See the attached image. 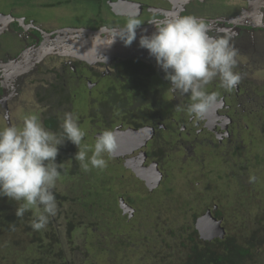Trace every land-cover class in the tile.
Here are the masks:
<instances>
[{
	"label": "flooded vegetation",
	"instance_id": "obj_1",
	"mask_svg": "<svg viewBox=\"0 0 264 264\" xmlns=\"http://www.w3.org/2000/svg\"><path fill=\"white\" fill-rule=\"evenodd\" d=\"M8 1L0 0V128L9 124L22 126L26 115L35 114L41 118L46 128L59 132L61 121L58 113L63 117L65 112H70L74 104L73 96L80 97V102H86L90 109L89 114L83 117L88 115L93 128L101 124L99 129H92L94 143L96 136L104 130L116 133L118 148L113 158L108 160L110 164L107 166L114 178V190L110 192V196L121 214L132 224L131 228L137 230L148 218L152 219L156 212L151 205L158 203L166 196L165 193L171 191L172 188L167 185L172 182L173 177H188L194 167L200 168L199 172L203 174L210 161L209 166L226 172L225 179H228L231 171L236 172L234 174L237 176L233 175V178L239 184L240 176L249 174V170L254 167H262L264 83L256 84L244 72L241 73L240 84L231 92L220 87V82H212L207 91L217 93L220 103L209 112L205 120L198 121L185 110L190 102L189 98H181L178 93H173L171 82L165 79V72L157 65L155 58L149 55L148 50L139 45L142 35H151L156 31L155 25L150 23L152 20L189 14L200 17V5L205 6L210 0H82L89 6L96 5L98 9L95 10L94 22L79 25L67 24L57 19L37 20L17 11L20 0ZM70 1L72 0H22L21 4L22 8L49 12L50 9L59 8ZM249 2L250 13L245 19L250 20L243 19L244 15L239 16V19L231 17L236 13L228 15L226 19L219 16L204 19L209 24L235 25L230 23L232 19L239 24H249L235 25L244 32L237 45L245 53L251 51L254 55L261 56L264 55V7L260 3L259 10L262 8V13L254 16L251 9L254 4L258 8V1ZM12 5L17 7L12 8ZM133 14L138 15L142 24L131 45L124 43L120 38L122 34L105 33L104 37L110 40L105 41L106 48L103 49L101 42H98L100 37L91 38L88 34L78 32L81 29H123L127 17ZM72 37H86V43L79 41L78 45L72 44ZM98 44L99 49L103 50L96 53ZM247 67L248 65L243 66L242 70H247ZM156 80L166 85L162 86ZM103 81H109V84L104 86L101 83ZM153 81L164 90L159 91V87L152 90L150 86ZM164 87L169 89H166V93ZM72 88L77 92L72 93ZM104 90L109 91V96L101 100L100 111H97V107H93V98ZM85 94H89L87 98ZM167 100H171L172 105H167ZM177 105L181 107L178 109ZM104 108H107L109 114L101 116L100 112ZM73 111L80 115L77 110ZM5 116L8 117L7 120L4 119ZM98 121L101 122L98 124ZM152 129L153 133L147 140ZM137 130L140 133L132 134ZM77 149L76 145L65 141L56 158L57 164H64L65 170L69 169L71 172L75 168L70 176L62 174L58 183L66 192L72 185L71 179H78L81 175L79 162L72 155L73 150ZM209 158H213V162ZM178 167H181L178 169L180 172H177ZM60 171L63 173V169ZM218 172L213 173L212 169L207 175L209 189L211 179L214 180ZM249 176L250 174L247 178ZM127 179L130 180V185L122 191L121 183H125ZM98 185L102 188V181H98ZM225 188L226 186L222 187L223 193ZM212 189L215 190L214 187ZM122 202L132 209L124 213ZM196 202L201 206L195 220L198 233L200 219L210 212L221 222L226 235L223 218L215 215L218 206L223 205L218 202L208 205L199 196ZM203 223L206 225V222ZM210 225L215 226L212 223ZM199 237L204 241L223 238L208 239L200 233Z\"/></svg>",
	"mask_w": 264,
	"mask_h": 264
},
{
	"label": "clouds",
	"instance_id": "obj_2",
	"mask_svg": "<svg viewBox=\"0 0 264 264\" xmlns=\"http://www.w3.org/2000/svg\"><path fill=\"white\" fill-rule=\"evenodd\" d=\"M150 23L156 31L142 35L140 47L155 58L166 74L165 79L171 82L173 93L189 98L186 112L195 120H205L220 103L218 94L207 91V87L219 80L220 87L231 92L242 80L236 70L238 53L231 37L211 35L209 23L191 14L154 19ZM141 24L138 15L127 17L120 36L126 45L136 40ZM79 119L75 111L65 112L59 132L46 128L35 114L26 115L22 126L9 124L0 128V197L17 202L15 214L19 218L31 211L34 218L30 226L34 231L46 229L50 219L58 214L55 191L65 169L56 158L65 141L78 146L75 160L85 172L106 169L118 148L112 130L102 131L94 145L89 146Z\"/></svg>",
	"mask_w": 264,
	"mask_h": 264
},
{
	"label": "trees",
	"instance_id": "obj_3",
	"mask_svg": "<svg viewBox=\"0 0 264 264\" xmlns=\"http://www.w3.org/2000/svg\"><path fill=\"white\" fill-rule=\"evenodd\" d=\"M78 150H73L74 160ZM74 170L66 169L64 175L70 176ZM80 171V177L89 176L93 184L73 178L67 192L58 185L55 195L61 209L41 231L31 228V211L19 218L15 214L17 202L0 197V264H101V257L108 264H130L128 247L133 244L147 249V259L141 264H147L149 258L153 264H264V211L257 205L260 215L251 227L241 216L246 207L247 211L253 209L240 193L234 197L242 200L236 197L230 213L226 215L223 206L215 210V215L224 220L226 235L204 241L195 228L197 212H192L193 221L188 224H179L178 217L164 219L154 214L137 230L131 228L110 196L114 190L111 173L104 176L101 188L91 174ZM151 221L152 226L148 223ZM139 232L143 237L136 236ZM177 239L179 242L173 241ZM160 242L175 243L170 246L175 255L157 251Z\"/></svg>",
	"mask_w": 264,
	"mask_h": 264
},
{
	"label": "rangeland",
	"instance_id": "obj_4",
	"mask_svg": "<svg viewBox=\"0 0 264 264\" xmlns=\"http://www.w3.org/2000/svg\"><path fill=\"white\" fill-rule=\"evenodd\" d=\"M4 0H2L3 2ZM27 2V0H25ZM250 0H210L208 3H206L205 6L200 5V17L205 18V17H211L212 19L214 17H223L226 19L228 15H232V13H236L235 15L231 17H235L234 19H239V16H243V19L246 18V15L250 13V5L251 2ZM258 1V8H256L255 4L253 5L251 12L252 15L260 14L262 13V8L259 10L260 0ZM7 2H9L7 0ZM22 0L19 1V8H17V11H20L22 14H29V16H32L36 18L37 20L43 19V20H61V22H65L67 24L71 25H79V24H85V22H94L95 20V10H97L96 5H88L82 0H72L68 4L64 3L63 6L59 8H53L48 11H42L41 10L37 11V9H26L22 8L21 4ZM48 2V1H47ZM250 4V5H249ZM264 7V3H262ZM2 5V4H1ZM17 7V6H15ZM12 5V8H15ZM3 10H6L5 8L2 7ZM256 9V10H255ZM264 9V8H263ZM106 16V13H105ZM232 19V20H234ZM241 19V18H240ZM245 20H250L245 19ZM259 22V21H258ZM211 28L210 34L213 36H224L227 35L231 37V43L235 47L238 53V66H237V71L240 73L244 72L246 73V77H252L253 81H255L256 84L258 83H264V55L261 56H256L254 55L253 52H243L241 48L238 47L237 42L238 40L244 36V32L240 27H237L235 25H229V24H209ZM111 38V37H109ZM86 37H72V44H77L78 42L81 41L82 43H86ZM110 39L107 38L108 41ZM114 38L111 40L113 41ZM116 47V45H115ZM114 47V48H115ZM99 44L96 50L99 51ZM247 70L243 71L242 67L247 66ZM246 68V67H245ZM160 85L165 86L166 83L161 82L160 80H156ZM216 82H219V80H215ZM213 81V82H215ZM104 86H107L109 84V81L106 82H101ZM159 84L155 83L153 81V85L150 86L152 90L155 88L159 87V91H163L161 86ZM165 88V93L166 89L167 91L169 90L168 88ZM256 89L257 87L254 86ZM72 93H76V89H71ZM108 93L109 91H101L99 92L94 98H93V107H97V111H100L99 104L102 103L101 100L108 98ZM87 95L85 94V98H87ZM170 96V95H169ZM89 98V96H88ZM80 97H74L72 100L73 107L71 108V111L77 110L80 112L79 115V123L83 130L87 133L85 137V142L89 145L92 146L94 145V140L91 137V132H93L95 129H99L101 127V124H99L101 121H98V126L92 127L91 121L88 118V115L83 117L85 114H89L90 109L86 105V102L82 101ZM167 105H172L171 100L166 101ZM181 104V103H179ZM175 106V105H174ZM173 109L174 107L171 106ZM130 109H135V108H130ZM91 113H94V110L91 111ZM101 113V116H105L106 114H109L107 111V108H104V110ZM59 120H62V115H58ZM41 119V118H40ZM105 120V119H104ZM94 129V130H92ZM90 133V136L88 135ZM78 147V146H77ZM91 155V153H89ZM213 162V158H209ZM209 163H211L209 161ZM207 163L206 170L203 174L199 172L198 167H194L192 169V174L188 175V177L178 175L176 176V179L173 177L172 182H170L167 186L168 188H172L171 191L169 190L167 193H165V197H162V199L158 203L152 204V210L156 212V215L158 214L159 216H163L165 218H173V217H178L177 221L179 224L181 223H189L193 221L192 218V212H199V209H201V206H199V203L196 202V200L199 197H202L204 203H208V205H212L214 201L220 202L221 205H223L224 209L226 210V215L227 213H230L231 210H233V204L236 200L235 194L237 195L241 193L242 198L244 196L246 200V204L249 205L248 208L253 209V211H247V207L244 209V212L241 216L243 220L247 218L248 223H250V226L252 227V222H255L257 217L260 215L257 212L259 211V207L257 205H260L261 209L264 211V170L261 169V167H254L250 171V176L247 178L249 175L244 174L240 176L239 178L241 179V184L237 182L238 180L236 178H233V175L237 176L236 172L230 173V176H228V179L224 178V175H226V172H223V169H215L214 166H209ZM110 164V163H108ZM254 166V165H252ZM264 168V167H263ZM180 170L181 167L177 168ZM198 169V170H197ZM213 169V173L216 171H219L215 177L214 180L211 179L210 184L211 187L210 189L208 188V174L210 171ZM110 172V168L108 170H98V169H92L91 171H88L89 174H91L97 181H102L104 180V176L106 177ZM87 173V174H88ZM63 177V176H62ZM61 177V178H62ZM219 179H218V178ZM256 177V179H255ZM254 178V179H253ZM88 179V181H86ZM85 180L84 184L89 185L93 184V180L89 176L85 177H80L81 183ZM129 179L125 183H121V189L122 191L127 189L128 186L130 185ZM196 182H199L197 184ZM237 183V184H236ZM192 186H195L194 188H191ZM215 190H213V187ZM225 192L223 193L222 187H225ZM194 189V190H191ZM230 192V193H229ZM230 194V197H225L224 195ZM223 195V196H222ZM178 196V197H176ZM237 200L240 201L242 199L237 197ZM253 212V213H252ZM252 213V214H251ZM264 220V217H262ZM148 218V220H150ZM147 220V221H148ZM146 221V222H147ZM152 226V221L148 222ZM178 224V225H179ZM146 232V231H145ZM136 236H141L143 237V233L139 232L136 234ZM156 239L153 240V243H156ZM173 241H178L179 240H173ZM189 243V241H187ZM175 245L173 242H160L158 245L155 247L157 251H160L163 253V255H168L170 257H173L175 255L171 253L170 246ZM182 250V249H181ZM129 251V257L128 261H130V264H141L144 259H147V257H144L147 249L142 248V245L139 244H133L128 247ZM144 257V258H143ZM99 260V257H97ZM101 261H99L101 264H108L106 261L100 258ZM147 264H153L151 259H148Z\"/></svg>",
	"mask_w": 264,
	"mask_h": 264
},
{
	"label": "water",
	"instance_id": "obj_5",
	"mask_svg": "<svg viewBox=\"0 0 264 264\" xmlns=\"http://www.w3.org/2000/svg\"><path fill=\"white\" fill-rule=\"evenodd\" d=\"M260 3H264V0H260ZM230 23L235 24V25H240V24L249 25V24L244 23V22L239 24L233 20L230 21ZM251 26L255 27L254 25H251ZM122 30L123 29H113V30L103 29V30H99V31H90V30L81 29L78 32L82 33L83 35L88 34L89 36H91V38L92 37H97V38L100 37V38H98V42L100 41L102 46H103V49H105L106 48L105 47V40H107V38L104 37L105 33L106 34H123ZM69 32H76L77 33V31H67V33H69ZM99 47H100V45H99ZM103 49L101 48V49H99V51H102ZM97 52H98V50H96V53ZM136 133H140V130H137V132H132V134H136ZM152 133H153V129L150 132V134L147 136V140H148V137H150ZM144 143H145V141H144ZM121 207L124 210V213H126L128 211V209H132L130 206H127L123 202L121 204ZM203 222H206V225ZM210 223L214 224L215 226H211ZM201 224H203V225L201 226ZM198 229H199L200 235L203 237L207 236L208 239H213L215 237H224V235H225V229L223 227H221V222L218 221L216 218H214L210 212H208L206 215H204L200 219V223L198 224ZM212 229H213V231H212Z\"/></svg>",
	"mask_w": 264,
	"mask_h": 264
}]
</instances>
